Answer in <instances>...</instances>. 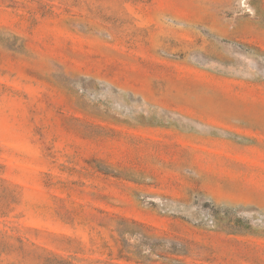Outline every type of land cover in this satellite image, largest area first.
Here are the masks:
<instances>
[{"label": "rangeland", "instance_id": "rangeland-1", "mask_svg": "<svg viewBox=\"0 0 264 264\" xmlns=\"http://www.w3.org/2000/svg\"><path fill=\"white\" fill-rule=\"evenodd\" d=\"M0 264H264V0H0Z\"/></svg>", "mask_w": 264, "mask_h": 264}]
</instances>
